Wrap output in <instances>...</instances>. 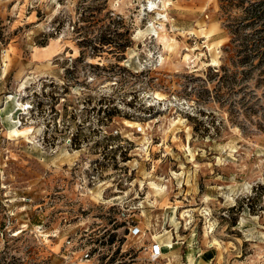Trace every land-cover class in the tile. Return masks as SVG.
I'll list each match as a JSON object with an SVG mask.
<instances>
[{
	"label": "rangeland",
	"instance_id": "obj_1",
	"mask_svg": "<svg viewBox=\"0 0 264 264\" xmlns=\"http://www.w3.org/2000/svg\"><path fill=\"white\" fill-rule=\"evenodd\" d=\"M257 1L0 0V264H264Z\"/></svg>",
	"mask_w": 264,
	"mask_h": 264
},
{
	"label": "trees",
	"instance_id": "obj_2",
	"mask_svg": "<svg viewBox=\"0 0 264 264\" xmlns=\"http://www.w3.org/2000/svg\"><path fill=\"white\" fill-rule=\"evenodd\" d=\"M242 1L244 0H220L224 7L230 6L235 2L243 3ZM242 14V18L236 19V21L238 22L236 23V25H241V29H244L249 24H252L251 22H255L257 24L260 23L262 26H264V0H258L257 4L253 8L244 10ZM234 34H236V31H234ZM262 41H264V37L259 39V43H261ZM241 43L242 46L248 48V46H246L244 42ZM259 43H257V45H255L254 47V50L257 51V55L260 52L259 50L261 48Z\"/></svg>",
	"mask_w": 264,
	"mask_h": 264
},
{
	"label": "built area",
	"instance_id": "obj_3",
	"mask_svg": "<svg viewBox=\"0 0 264 264\" xmlns=\"http://www.w3.org/2000/svg\"><path fill=\"white\" fill-rule=\"evenodd\" d=\"M28 109V106L24 107V110H27ZM161 255V248L158 244H154L152 245L151 247V250H150V256L153 260L159 258Z\"/></svg>",
	"mask_w": 264,
	"mask_h": 264
},
{
	"label": "bare ground",
	"instance_id": "obj_4",
	"mask_svg": "<svg viewBox=\"0 0 264 264\" xmlns=\"http://www.w3.org/2000/svg\"><path fill=\"white\" fill-rule=\"evenodd\" d=\"M152 5V4H151ZM153 8V7H152ZM216 63V61H213V64H215ZM26 87H25V85H21V89H25Z\"/></svg>",
	"mask_w": 264,
	"mask_h": 264
}]
</instances>
